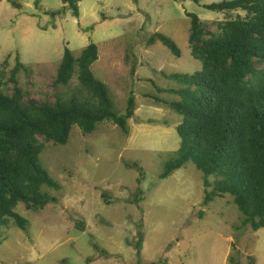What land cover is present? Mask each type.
Returning <instances> with one entry per match:
<instances>
[{
    "label": "rangeland",
    "instance_id": "1",
    "mask_svg": "<svg viewBox=\"0 0 264 264\" xmlns=\"http://www.w3.org/2000/svg\"><path fill=\"white\" fill-rule=\"evenodd\" d=\"M197 5L80 0L74 16L62 0H0L3 80L20 59L28 70L17 78L27 99L54 101L78 87L77 79L71 89L54 83L64 49L78 56L95 42L92 70L108 86L115 111L124 113L131 91L136 105L128 134L104 121L90 134L74 126L66 144L46 143L39 161L59 186L46 188L55 201L37 210L15 208L26 230L13 220L1 226L0 264H264V226H244L231 196L205 203L201 173L191 164L160 177L180 143L179 115L154 98L174 99L168 89L179 86L162 73L201 68L191 54L187 12L201 15L212 30L246 13ZM155 32L172 38L181 55L152 42Z\"/></svg>",
    "mask_w": 264,
    "mask_h": 264
},
{
    "label": "trees",
    "instance_id": "2",
    "mask_svg": "<svg viewBox=\"0 0 264 264\" xmlns=\"http://www.w3.org/2000/svg\"><path fill=\"white\" fill-rule=\"evenodd\" d=\"M192 1L205 11L246 13L228 17L212 30L201 15L187 12L188 42L201 68L192 73H162L179 86L168 89L174 99L154 98L180 116L176 124L180 143L160 177L191 164L201 173L205 203L231 196L243 225L256 231L264 226V0ZM62 2L79 16L80 0ZM156 40L174 56L181 55L166 34L153 33L151 41ZM98 53L95 42L78 56L65 47L54 83L71 89L77 79L79 86L54 101L27 99L28 91L17 78L20 69L28 70L20 59L6 82L0 69V228L13 220L26 230L25 219L15 210L20 203L37 210L55 201L46 188L59 186L39 161L46 143L66 144L74 126L90 134L104 121L129 133L128 122L136 107L134 91L124 113L115 111L108 86L92 70Z\"/></svg>",
    "mask_w": 264,
    "mask_h": 264
}]
</instances>
